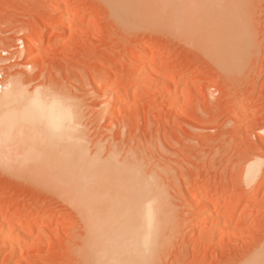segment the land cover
I'll use <instances>...</instances> for the list:
<instances>
[{
	"label": "rangeland",
	"instance_id": "1",
	"mask_svg": "<svg viewBox=\"0 0 264 264\" xmlns=\"http://www.w3.org/2000/svg\"><path fill=\"white\" fill-rule=\"evenodd\" d=\"M208 1L229 18L220 59L171 10L178 2L192 17L205 7L197 0H133L128 20L105 0H0V88L17 79L28 93L64 91L92 148L142 155L140 170L152 169L161 199L148 264H247L264 246V0ZM16 156L0 150V264H90L69 189Z\"/></svg>",
	"mask_w": 264,
	"mask_h": 264
},
{
	"label": "bare ground",
	"instance_id": "2",
	"mask_svg": "<svg viewBox=\"0 0 264 264\" xmlns=\"http://www.w3.org/2000/svg\"><path fill=\"white\" fill-rule=\"evenodd\" d=\"M105 1L118 16L126 20L132 16L130 12L133 0ZM151 1L163 5L158 6L162 9L169 6V2L174 4L177 0ZM198 1L205 7L192 14V17L190 14V17L182 14L183 11L176 6L179 1L171 10L176 15L185 17L184 22H195L196 27L205 31L208 35V47L215 57L220 59L230 40V24H226L229 18L224 9V12L220 10L225 6L220 9L213 8L211 3L214 1L210 3L208 0H197V3ZM68 5L69 0H64L63 9H67ZM63 9L55 14L54 23L45 29L60 24L61 14L65 12ZM33 43L34 40L29 41L27 47L31 48ZM146 68L145 61L140 63L134 77L139 79ZM151 75L148 77L152 79ZM104 81L101 77L98 84L106 83L107 94L114 92L116 83L111 78ZM23 89L19 80L14 79L0 93V97L12 98L11 107L0 106V150L7 156L15 150L17 158L28 159L32 166L52 172L54 177L59 179L57 185L61 184L69 189L70 200L84 223L85 232L81 239L80 252L84 253L90 264H148L152 240L157 237L156 230H159L156 229V207L161 198L158 196V183L148 177L152 169L150 172L149 169L140 170L143 165H140V161V164L137 162L142 157L141 153L134 151L141 155L139 159L135 155L137 162L136 159L134 162L131 160L133 155L132 158L126 155L121 159L114 150L105 154L100 146L92 148L82 124L80 105L75 99H69L64 96V91L59 92L60 90L54 95L49 94L53 90H48L47 93V90H42L44 88L40 90L37 87V90L31 93ZM115 103L110 105V113L114 112ZM39 138L45 142L42 148L35 145ZM41 152L46 153L47 157L39 159ZM257 165V161H251L247 169V179H252L257 174ZM256 252L248 263L246 261L247 264H264V246L258 251L256 249Z\"/></svg>",
	"mask_w": 264,
	"mask_h": 264
},
{
	"label": "snow or ice",
	"instance_id": "3",
	"mask_svg": "<svg viewBox=\"0 0 264 264\" xmlns=\"http://www.w3.org/2000/svg\"><path fill=\"white\" fill-rule=\"evenodd\" d=\"M11 87V86H9ZM3 89L0 88V92H2ZM11 103H12V98L10 96H4V97H0V106H4V107H11Z\"/></svg>",
	"mask_w": 264,
	"mask_h": 264
}]
</instances>
